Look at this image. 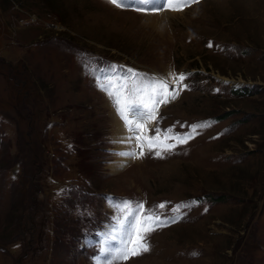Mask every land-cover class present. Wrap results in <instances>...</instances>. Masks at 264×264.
<instances>
[{
	"label": "rangeland",
	"instance_id": "374dc122",
	"mask_svg": "<svg viewBox=\"0 0 264 264\" xmlns=\"http://www.w3.org/2000/svg\"><path fill=\"white\" fill-rule=\"evenodd\" d=\"M109 65L186 74L149 135L202 125L194 138L160 158L121 156L114 119L129 133L103 90L118 79ZM113 197L168 202L163 215L198 202L125 264H264V0L158 14L0 0V264H96L88 241Z\"/></svg>",
	"mask_w": 264,
	"mask_h": 264
},
{
	"label": "snow or ice",
	"instance_id": "6c2138e0",
	"mask_svg": "<svg viewBox=\"0 0 264 264\" xmlns=\"http://www.w3.org/2000/svg\"><path fill=\"white\" fill-rule=\"evenodd\" d=\"M108 2L119 9L158 14L161 10L183 11L192 0H163L162 5L159 0H108ZM208 47H212L211 43ZM106 71L118 79L114 84L110 82L104 85L103 90L114 99L118 115L129 133L124 138L129 150L119 153L121 156L143 158L147 151L160 158L165 154L174 153L178 146L188 144L194 138L193 133L196 129L202 126L192 125V130L186 134L166 132L163 135L161 129L157 127L153 130L155 135H149V126L157 121L159 108L176 100L182 90L189 88L186 74L170 73L169 78H158L138 73L131 68L117 71L113 65H109ZM129 79L136 82L129 85L127 83ZM167 203L163 202L149 208L143 201L113 197L109 205L112 210L108 218L109 226L97 233L100 236L98 241H88L89 244H94L96 264H125L130 258L147 251L149 245L146 237L149 234L180 222L186 216V212H181V208L189 209L198 202L189 201L183 205H176L172 209L173 214L170 215H163L154 210L164 209ZM117 212L120 214L118 218Z\"/></svg>",
	"mask_w": 264,
	"mask_h": 264
},
{
	"label": "bare ground",
	"instance_id": "6f19581e",
	"mask_svg": "<svg viewBox=\"0 0 264 264\" xmlns=\"http://www.w3.org/2000/svg\"><path fill=\"white\" fill-rule=\"evenodd\" d=\"M115 125L118 127V129L120 131H122V133L118 134V137H120L119 141L121 142V144L124 142V138L128 135L127 132L123 129L122 124L118 121L117 118L114 119ZM117 132V131H115ZM118 139V138H117Z\"/></svg>",
	"mask_w": 264,
	"mask_h": 264
},
{
	"label": "crops",
	"instance_id": "0c3cea01",
	"mask_svg": "<svg viewBox=\"0 0 264 264\" xmlns=\"http://www.w3.org/2000/svg\"><path fill=\"white\" fill-rule=\"evenodd\" d=\"M111 108V107H110ZM117 117V116H116ZM118 119V118H117ZM119 120V119H118Z\"/></svg>",
	"mask_w": 264,
	"mask_h": 264
}]
</instances>
